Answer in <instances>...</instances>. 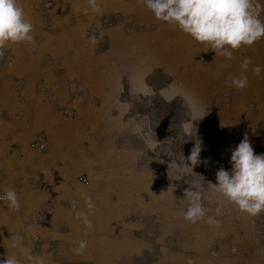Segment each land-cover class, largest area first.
<instances>
[{
	"label": "rangeland",
	"instance_id": "374dc122",
	"mask_svg": "<svg viewBox=\"0 0 264 264\" xmlns=\"http://www.w3.org/2000/svg\"><path fill=\"white\" fill-rule=\"evenodd\" d=\"M100 1L97 0L98 5ZM54 5V0L37 4V17H32L35 50H39L35 63L29 62L26 67L31 72L16 71L17 66L22 67L19 44L9 45L0 57V65L5 67L0 68V74H16L21 79L18 92L10 84L1 83L0 93L7 97L0 100V112L4 117L2 124L14 130L19 140L14 150L21 158L28 152L31 161L36 162L24 175L27 183L33 182L35 190L43 186L42 179H49L42 163L62 156L65 159L66 143L55 146V140L43 127L27 128V132L33 130L28 138L19 134L20 123L23 126L30 122L22 115L29 103L58 115L69 128L76 126V153L84 149L87 159L107 164L100 172L102 186L97 191L89 190L92 193L88 191L95 205L88 213L92 228H86L84 222L76 223L75 212L86 211L84 203L73 206L75 211L58 219L66 221L70 231L67 237L75 240L58 246L67 248V260L81 258L72 264H247L258 251L264 256V211L249 216L212 192L209 185L216 184L218 169L230 171L231 151L245 135L254 153L264 154V99H249L236 105L230 93L218 97L217 92L209 93L206 100L190 101L176 96L168 102L163 97L172 77L156 68H143L135 45L122 46L119 38H114L116 29L124 37L136 36L131 32L154 18L146 7V18L140 20L132 11L103 7L92 16L79 17L78 11L84 13L87 8L86 0H81V6L77 5L76 12L68 18L73 34L62 36L61 26L48 10ZM71 36L76 37V43L61 47ZM92 36L98 40L94 46L88 42ZM42 37H46L45 44ZM136 47L139 49L140 45ZM134 53L136 56H131ZM103 73V80H96ZM196 103L206 115L196 125L197 138L203 141L200 160L206 163L193 168L195 175L177 179L168 165L181 162V153L186 159L194 147L195 132L189 137L193 140L185 143L187 138L180 124L188 119V105ZM240 104L243 108L236 111L234 107ZM149 136L161 142L155 152L146 146ZM39 137L45 140L44 146L35 145L34 139ZM19 169L17 166L18 176ZM75 174L76 183L92 188L89 169L81 167ZM193 181L202 185L201 203L207 209L206 216L195 223L183 217L187 208L183 193L193 187ZM36 214L40 216L42 212ZM44 214V219L55 221L48 210ZM209 217L219 224L208 223ZM16 219L20 220L19 215ZM78 235L90 242L86 247L92 249L85 248L78 254ZM39 254L47 257L43 252ZM259 264H264V258Z\"/></svg>",
	"mask_w": 264,
	"mask_h": 264
},
{
	"label": "crops",
	"instance_id": "0c3cea01",
	"mask_svg": "<svg viewBox=\"0 0 264 264\" xmlns=\"http://www.w3.org/2000/svg\"><path fill=\"white\" fill-rule=\"evenodd\" d=\"M46 1L20 0L26 17L30 19L34 26L33 31H35V24L32 17H37L36 6L42 3L46 5ZM54 1L55 5L53 7L48 6V10L54 16L56 24L61 26V35H72L73 30L68 26V18L71 12H76L77 5L81 6V0H66V3L65 0ZM261 3H264V0H261ZM99 7L105 9L120 8L125 12L129 10L137 16L138 20L146 18L143 0H101ZM80 11H78L79 17L85 15L86 12L82 13ZM86 14L92 16L96 12L89 10ZM260 19L264 20V12L261 13ZM115 33L117 35L114 38L117 39L118 37L122 46L135 45V50L140 54L143 68H156L162 74L172 77L168 90L164 93L169 99L183 96L190 101L206 100L209 93L217 94V92L220 93L218 97L227 92L230 93L231 99L234 98L237 101L236 105L240 101L249 99H264V37L251 46H242L240 49L233 51L232 58L225 59L222 56L215 55V52L205 44L194 41L175 26L168 25L155 18L150 19L142 27L131 32L139 37H124L118 29ZM40 39L44 40L41 42L45 44L46 37ZM75 39L76 37L71 36L65 39L60 46L65 47V45L76 43L77 40ZM136 45H140L139 49ZM31 47H34V50ZM17 48L22 67L17 66L16 71L31 72L26 67L30 63H35L36 52L39 49L35 50L36 45L30 43H22L21 46L19 44ZM64 51L69 52L70 50L64 49ZM131 56L134 57L136 54L134 53ZM245 57L251 58L252 61L245 73L248 77L247 87L242 90L226 87L225 82L230 76L241 75L240 65ZM148 60L151 62L147 63ZM256 65H259L262 69L260 75H255L252 71ZM0 68L5 67L0 65ZM104 74L96 80H103L102 76ZM19 76L16 74H12V76L0 74V85L3 82L10 84L11 88L18 92L17 84L21 80L17 78ZM137 81L138 74L134 77L136 84ZM195 92L198 94L197 96L194 95ZM201 94L203 95L201 96ZM2 97L5 100L7 95L0 93V100H2ZM29 104L23 108L22 115L24 119H28L30 122L25 123L23 126L20 123L19 134L20 132L26 134V138H28L33 130L27 132L25 131L27 128L37 126L48 129L50 138L53 141L55 140V146L59 147L60 144L66 143L64 146L65 159L62 156L51 158L48 162L42 163L47 168L44 171L49 179H45L47 182L44 179L40 181V184H43V186H40L41 191L35 190L33 182L27 183L24 175L26 174L25 170H32L36 162L31 161L28 152L24 154V158H21L18 155L19 152L14 150L13 146L16 147L19 140H17L14 130L6 128L5 125L7 124H2L4 117L3 113L0 112V196H3L5 188H14L20 200V208L11 211L6 202L0 199V264H2L6 255L18 254L17 249H13L9 245L8 240L11 239V235L22 237L24 246L29 248L33 255L42 256L39 252H43L47 256H42L47 264H60L61 261L65 264L67 262H70V264L77 263L81 258L78 261L67 260L68 255L65 253L67 248L65 246L58 247L61 243L66 244V241H72L73 243L75 241L67 237L70 231H68L69 225L66 221L58 219L75 211L76 209L73 206L81 207L84 198L88 197L89 190L97 191L102 186L100 172L107 164L100 160L87 159L88 153L84 149L76 153L77 145H79L78 131L75 130L76 126L73 125L70 129L69 126H66L67 123L62 121L58 115L47 111L44 107L37 108ZM234 108L238 111V108H243V106L240 104ZM12 151L13 155H11ZM59 162L61 166H59ZM17 166L20 168L19 176ZM81 167L86 170L89 169L91 172L90 186L92 188L80 186L75 182V179H77L75 173ZM48 181H50V184ZM39 200L41 203L34 207L33 205ZM45 210H48V215L55 221L44 219ZM39 211L42 212L40 216L36 214ZM18 215L20 220L16 219ZM76 223L81 224L83 221L77 218ZM75 239L80 241L81 239L84 240V237L78 235ZM86 242L87 246H90V242ZM86 248L90 249L91 247ZM263 258L264 256L258 251L255 257L248 259L247 264H259V261Z\"/></svg>",
	"mask_w": 264,
	"mask_h": 264
},
{
	"label": "clouds",
	"instance_id": "9594fccd",
	"mask_svg": "<svg viewBox=\"0 0 264 264\" xmlns=\"http://www.w3.org/2000/svg\"><path fill=\"white\" fill-rule=\"evenodd\" d=\"M86 2L85 12L100 10L97 0ZM143 4L156 20L175 26L194 41L205 44L215 55L225 59H231L233 51L242 46H251L264 37V20L260 19L261 13L264 12V3H261V0H143ZM33 30L34 26L26 17L20 0H0V57L4 56V50L9 45L34 44ZM88 42L94 46L98 40L96 36H92ZM251 63V58L245 57L240 65L241 75L230 76L225 86L237 90L246 88L248 77L245 73ZM252 71L255 75H260L262 69L256 65ZM163 98L170 102L168 97ZM188 108V119L181 122L180 128L184 138H187L185 143L193 140L189 137L195 132L194 147L186 159L181 153V162L171 160L168 165V170L176 174L177 179L194 174V167L206 163L200 160L203 141L197 138L196 127L197 121L206 115L198 103L188 105ZM145 143L152 152L161 144L157 138L152 139L150 136ZM229 163L230 171L221 167L216 172V184L209 183L212 192L218 193L241 212L257 216L264 211V154H255L248 136L245 135L231 151ZM183 195L187 201L184 219L195 223L204 218L207 209L201 203L202 185L193 181V187L187 188ZM0 199L6 202L11 211L20 208L18 193L14 188H5ZM84 204L86 211H76L75 216L84 222L86 228L91 229L93 225L88 213L95 205L90 197L84 198ZM208 223L218 225L219 221L209 217ZM8 242L10 247L17 249L18 254L6 255L2 264H47L42 256L33 255L31 250L24 246L23 238L19 235H11ZM86 246L87 242L81 239L75 251L79 254Z\"/></svg>",
	"mask_w": 264,
	"mask_h": 264
},
{
	"label": "built area",
	"instance_id": "2783aa9c",
	"mask_svg": "<svg viewBox=\"0 0 264 264\" xmlns=\"http://www.w3.org/2000/svg\"><path fill=\"white\" fill-rule=\"evenodd\" d=\"M44 141L45 140L43 138H41V137L34 139V143H35L36 146H44Z\"/></svg>",
	"mask_w": 264,
	"mask_h": 264
},
{
	"label": "bare ground",
	"instance_id": "6f19581e",
	"mask_svg": "<svg viewBox=\"0 0 264 264\" xmlns=\"http://www.w3.org/2000/svg\"><path fill=\"white\" fill-rule=\"evenodd\" d=\"M109 5H110V4H109ZM100 6H101V5H100ZM86 13H87V12H86ZM86 13H85V15H86ZM94 13H95V12H94ZM103 62H104V61H103ZM100 74H101V73H100ZM49 120H50V119H49ZM49 120H48V121H49ZM51 121H52V119H51ZM65 142H66V141H65ZM66 151H67V150H66ZM72 151H73V150H72ZM70 154H71V153H70ZM71 155H72V154H71ZM77 155H78V154H77ZM82 159H83V158H82ZM86 163H87V162H86ZM87 164H88V163H87ZM87 164H86V165H87ZM70 165H71V164H70ZM89 166H90V165H89ZM93 166H94V165H93ZM55 169H56V168H55ZM74 169H75V168H74Z\"/></svg>",
	"mask_w": 264,
	"mask_h": 264
}]
</instances>
